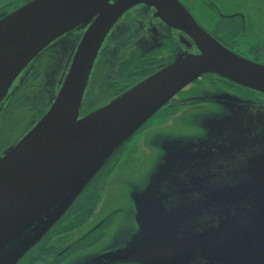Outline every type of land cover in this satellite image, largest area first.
<instances>
[{
	"label": "water",
	"instance_id": "1",
	"mask_svg": "<svg viewBox=\"0 0 264 264\" xmlns=\"http://www.w3.org/2000/svg\"><path fill=\"white\" fill-rule=\"evenodd\" d=\"M109 3L31 0L0 17V112L24 67L51 41L75 38L67 32L85 28L92 20L80 39L64 45L63 53L54 52L59 70L51 86V69L45 73L42 112L0 153V255L34 220L52 215L50 226L55 225L144 123L183 87L210 73L252 96L218 95L234 103L223 105L225 111L197 114L199 122L190 125L203 128L198 142L192 133L170 135L161 159L151 162L146 182L130 189L141 226L124 233L126 245L118 250V262L264 264V62L219 44L179 0ZM137 4L152 6L155 15L184 32L197 51L175 49L157 71L79 115L104 34ZM221 137L242 139L249 153L238 156L242 162L230 171H208L209 149L198 147ZM27 248L6 264H18Z\"/></svg>",
	"mask_w": 264,
	"mask_h": 264
},
{
	"label": "flooded vegetation",
	"instance_id": "2",
	"mask_svg": "<svg viewBox=\"0 0 264 264\" xmlns=\"http://www.w3.org/2000/svg\"><path fill=\"white\" fill-rule=\"evenodd\" d=\"M31 0H0V17L22 7ZM116 0H110L112 5ZM190 12L198 25L235 54H249L254 60L264 61V31L251 34V16L255 12L261 15L264 12L262 4H252L249 0H179ZM92 21V20H91ZM73 32L75 38H56L44 47L32 59L16 78L13 84V94L2 105L0 121L17 113L27 115L24 130L28 129L42 112L43 103L39 104L45 86L44 68L48 60L55 54L63 53L66 45L83 36L89 27ZM147 23L149 32L144 23ZM254 32V31H252ZM137 34V36H136ZM190 42L186 45L181 38ZM252 38V40H251ZM142 41V42H141ZM103 48H98L96 58L85 87L82 107L78 114L84 115L93 109L105 104L126 89L158 70L167 63L175 49L195 52L191 39L184 32L174 29L155 15L152 6L144 4L133 5L126 9L111 24L102 39ZM105 42V43H104ZM65 45V46H64ZM219 96L232 97L252 96L246 90L222 76L206 73L183 87L174 97L163 105L136 133L140 132L141 139L150 148L152 161L161 159L164 147L167 146L170 135L195 134V142L202 140L203 128L195 125L193 132H186L180 125L185 122H199L204 111H225L226 104L231 99H221ZM243 104L245 101H242ZM231 103H234L231 100ZM224 105V107H223ZM264 105V99L260 101ZM238 110V108H236ZM194 114V115H193ZM195 116V118H194ZM194 118V119H193ZM176 124L174 128L164 129L163 124ZM196 124V123H195ZM181 126V127H180ZM158 128V129H157ZM152 129H156L151 131ZM142 131V132H141ZM20 132V133H21ZM179 137L183 140L182 137ZM198 138V141L196 140ZM242 139L236 138L232 142L221 137L210 145H202L198 150L209 149L210 161L208 171H230L236 164L242 162L244 153H249ZM239 145V146H237ZM127 148V142L119 153L114 156L94 180L87 186V192L94 183L102 177L113 173L122 153ZM2 150V149H0ZM151 161V162H152ZM110 170V171H108ZM103 175V176H102ZM100 187V193L92 206L73 214L76 205L83 195L67 208V211L58 219L51 233L46 236L34 249L24 255L18 264H148L146 262H118V250L126 245L123 241L125 232L140 228L139 210L136 201L127 196L118 197V201L104 194L107 189L106 178ZM210 181L215 182V179ZM198 192H195L197 197ZM143 203V201H141ZM81 204H79L80 206ZM137 207V208H136ZM89 208V209H88ZM144 212V211H143ZM83 260V261H82ZM85 260V262H84Z\"/></svg>",
	"mask_w": 264,
	"mask_h": 264
},
{
	"label": "rangeland",
	"instance_id": "3",
	"mask_svg": "<svg viewBox=\"0 0 264 264\" xmlns=\"http://www.w3.org/2000/svg\"><path fill=\"white\" fill-rule=\"evenodd\" d=\"M253 5L254 4H262V0H249ZM251 14H254V17L251 16V34L259 33L264 31V12L259 15L254 10L251 12ZM147 23H144V26L146 27ZM82 29V28H81ZM146 30L149 32L148 27H146ZM79 31V30H77ZM73 30V32H77ZM73 32H67L68 34L66 36L73 35ZM81 32V31H80ZM80 32H77L80 33ZM137 36V34H136ZM252 40V38H251ZM142 42V41H141ZM105 43V42H104ZM101 47H104L103 42H101ZM176 52V51H175ZM56 54V53H55ZM68 55V54H67ZM241 56L250 58L249 54H240ZM70 57V54H69ZM75 57V54L72 56V60ZM71 60V62H72ZM57 62L59 60L57 59L56 55L55 57H51L48 60V64L44 68L45 73H49V69H51V77L48 76L47 79V85L51 86L54 82V74L58 72ZM24 70V69H23ZM22 70V73H23ZM61 72H63L61 70ZM44 73V74H45ZM245 98L251 97V96H244ZM27 115L24 116V113H17L15 115H11L9 117H6L5 120L0 121V149H2L4 146L7 145L10 141H12L14 138L18 137L21 130L24 129L23 125L26 123ZM168 124H163L161 127L164 128L167 127ZM180 125H185L184 127H181L183 130H186V132H193V128L189 125L185 124V122H181ZM174 128L176 127V124L171 123L167 128ZM158 129V128H157ZM156 129H152L151 131H154ZM142 132V131H141ZM144 140L141 139L140 132L135 133L132 138L127 141V148L122 153L120 160L118 164L116 165L113 173L108 174L107 177H102L99 181L93 184V186L90 187V189L87 192L83 193V196L79 200V204L76 205L75 209L73 210V214L79 215L80 212H84L87 210V207L92 206L93 202L97 199V196L100 193V187L104 183V178H106L107 189L104 192V194L109 195L111 199L118 201V197L127 196L129 195L130 189L134 186H139L146 182L148 177L151 174V161H152V155L150 148L147 147L146 142H143ZM110 171V170H108ZM103 176V175H102ZM89 209V208H88ZM45 217V216H44ZM38 218L37 220H34V223L22 234H20V237L16 242H12L8 245V247L5 249V252L0 255V264H6L10 262L11 260L15 259V257L20 254V252L25 248L26 249L25 254L34 249L38 244L41 243L42 240L46 238L47 235L51 233V229L54 228V224L50 226L52 222V215H48L46 218ZM50 226V227H49ZM49 227V229H48ZM46 228L48 230H46ZM43 230H46L43 231ZM43 231V233H42ZM45 232V233H44ZM41 237L31 245V241L35 239V237ZM31 245V246H30ZM28 250V251H27ZM24 254V255H25ZM23 255V257H24ZM21 257V258H23ZM20 261V260H19ZM83 261V260H82ZM85 262V260H84ZM75 264H80L79 262H75Z\"/></svg>",
	"mask_w": 264,
	"mask_h": 264
},
{
	"label": "trees",
	"instance_id": "4",
	"mask_svg": "<svg viewBox=\"0 0 264 264\" xmlns=\"http://www.w3.org/2000/svg\"><path fill=\"white\" fill-rule=\"evenodd\" d=\"M261 61H263V60H261ZM264 62V61H263ZM41 103H42V100H40L39 101V104L41 105ZM37 115H39V114H37ZM80 115V114H79ZM39 117V116H38ZM37 117V118H38ZM36 118V119H37ZM36 119H35V121H36ZM27 130V129H26ZM24 132H21L20 134H19V136L18 137H20L22 134H23ZM18 137H16V138H14L12 141H10L9 143H7V145L6 146H4L3 148H2V150H0V153L5 149V148H7L9 145H11L14 141H15V139L17 140L18 139ZM105 169H106V167H104ZM104 170V169H103ZM102 170V171H103Z\"/></svg>",
	"mask_w": 264,
	"mask_h": 264
}]
</instances>
